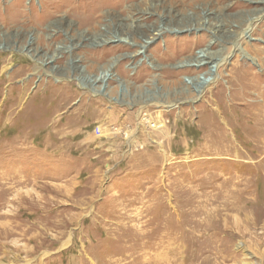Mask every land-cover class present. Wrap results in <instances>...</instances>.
Returning a JSON list of instances; mask_svg holds the SVG:
<instances>
[{
    "label": "rangeland",
    "instance_id": "rangeland-1",
    "mask_svg": "<svg viewBox=\"0 0 264 264\" xmlns=\"http://www.w3.org/2000/svg\"><path fill=\"white\" fill-rule=\"evenodd\" d=\"M258 1L0 0V264H264Z\"/></svg>",
    "mask_w": 264,
    "mask_h": 264
},
{
    "label": "bare ground",
    "instance_id": "bare-ground-1",
    "mask_svg": "<svg viewBox=\"0 0 264 264\" xmlns=\"http://www.w3.org/2000/svg\"><path fill=\"white\" fill-rule=\"evenodd\" d=\"M257 3H259V1L258 0H255ZM262 6H261V8L262 9H264L263 7H264V0H261V3H260ZM258 8V7H257ZM120 40H123V41H127V39L126 38H120ZM129 41V40H128ZM145 44H147L146 42H145ZM140 46V48L138 49V55H140V56H142V57H144V58H146V56H145V45H139ZM240 53H242V51H240ZM243 57L244 58H247L245 55H243ZM209 54H208V51H204V52H201V53H199L196 57H195V59L194 60H192V62L193 63H195V64H192V62H189V63H187L188 65H195V66H199V65H202V66H205V65H210V67H208V68H210L211 69V71L210 72H208V74H207V76L205 77V78H209V80L208 81H204L203 82V84L202 85H206L207 87L208 86H211V85H213V84H215L218 80H220V76H219V74H218V70H219V67L220 66H225L226 65V62H227V60H220V59H218L216 62L215 61H209ZM250 60H252V58H249ZM211 60V59H210ZM213 60V59H212ZM220 60V61H219ZM182 64V63H181ZM186 64V65H187ZM212 70L214 71V72H212ZM113 77V75H112V73L110 72V70L108 69V70H106V71H104L103 73H101V75L100 76H97L96 78H95V82H94V84L95 83H101V84H104V83H106L109 79H111ZM255 121V120H254Z\"/></svg>",
    "mask_w": 264,
    "mask_h": 264
}]
</instances>
